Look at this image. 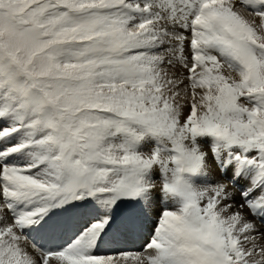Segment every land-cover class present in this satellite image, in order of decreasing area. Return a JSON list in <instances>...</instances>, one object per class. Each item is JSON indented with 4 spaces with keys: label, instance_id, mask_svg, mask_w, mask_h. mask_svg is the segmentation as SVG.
Segmentation results:
<instances>
[{
    "label": "snow or ice",
    "instance_id": "6c2138e0",
    "mask_svg": "<svg viewBox=\"0 0 264 264\" xmlns=\"http://www.w3.org/2000/svg\"><path fill=\"white\" fill-rule=\"evenodd\" d=\"M0 264H264V0H0Z\"/></svg>",
    "mask_w": 264,
    "mask_h": 264
}]
</instances>
